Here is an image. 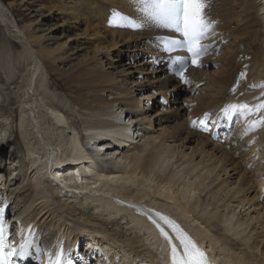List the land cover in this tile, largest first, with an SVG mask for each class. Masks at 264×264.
<instances>
[{"label": "bare ground", "instance_id": "1", "mask_svg": "<svg viewBox=\"0 0 264 264\" xmlns=\"http://www.w3.org/2000/svg\"><path fill=\"white\" fill-rule=\"evenodd\" d=\"M6 1L11 14L19 5L20 11L35 12L29 0ZM208 3L212 53L201 57L199 67L189 61L187 83L174 74L171 56L160 51L159 38L177 33L151 24L134 30L110 23L115 11L140 16L129 0H53L41 9L52 18L55 12L62 16L66 36L57 37L39 15L42 20L18 27L24 45L0 38V71H6L0 76L6 86L0 88V151L9 133L20 154L13 149L9 156L8 180L0 156L7 199L22 196L17 215L9 216L12 228L20 220L43 242L60 241L73 264H170L166 243L143 214L130 210L140 205L149 218L157 210L179 221L213 263L264 264V121L254 127V140L246 141L256 121L246 124L247 114L235 117V130L218 129L216 138L190 127V120L233 99L229 95L240 96L241 103L264 101V0ZM78 23L86 25L82 35L74 32ZM120 44L131 56L146 49V60L135 67L120 58ZM9 45L19 48L18 55L10 56ZM148 64L152 80L140 76L129 83ZM209 67L216 70L208 78ZM166 71V77H157ZM245 71L239 80L245 88L232 90ZM49 88L62 92L58 105L51 103L53 111L45 112L54 121L50 131L61 135L66 125L61 117L77 115L71 136L53 145L35 97V89L50 96ZM177 89L188 97L172 106L167 99ZM123 115L130 124L121 122ZM108 156L111 166L101 163ZM32 261L28 255L14 264Z\"/></svg>", "mask_w": 264, "mask_h": 264}, {"label": "snow or ice", "instance_id": "2", "mask_svg": "<svg viewBox=\"0 0 264 264\" xmlns=\"http://www.w3.org/2000/svg\"><path fill=\"white\" fill-rule=\"evenodd\" d=\"M129 2L140 13V16L134 19L115 11L110 23L134 30L151 24L157 28L177 33L178 36L175 37L159 38L160 51L171 56L174 74L187 83L185 72L189 61L199 67L201 57L207 54L210 48V44L204 42L210 38L214 23L206 13V9L210 6L208 0H129ZM176 52H186L187 55H172ZM243 75L242 73L241 76ZM261 110H264V101L251 107L243 103L229 104L222 109V112L226 117L231 118L235 113L243 114ZM207 118L208 113H205L200 123L204 124ZM260 122L254 121L251 127L258 126ZM192 123L195 125L196 122ZM155 215L159 219H152V223L168 247L170 264H209L205 252L176 222L161 213ZM160 221L167 225L170 231H166ZM13 242L9 226L3 215V208H0V264H14L16 258L23 259L29 255L32 240L22 236L21 242L15 248L12 247ZM64 256L63 249H60L53 258L48 260L47 264H68Z\"/></svg>", "mask_w": 264, "mask_h": 264}, {"label": "rangeland", "instance_id": "3", "mask_svg": "<svg viewBox=\"0 0 264 264\" xmlns=\"http://www.w3.org/2000/svg\"><path fill=\"white\" fill-rule=\"evenodd\" d=\"M11 1L14 2L15 5H17L19 3V1L17 2V0H11ZM28 2H30L31 4H33V10L35 11L34 13L28 14V13L22 11V10L20 11L19 9H22V8L19 5L18 7H16V12H14L15 14H11L8 11V9H7V5L9 4V2L6 1V0H0V12H1L0 13V19H1L0 20V38H2L3 36L6 37V39L8 40V42H10L12 45H15V44H17L19 46L24 45L22 43V40H21L22 39V36L18 33V31H19L18 30V27L23 26L24 24H26L29 21L37 22L39 20H42V19H40V16L39 15H42V17H45L44 20H45L46 27H49L53 31H56L55 34H56L57 37L62 38V36H63L62 33L65 34V36H66L67 33H65V30L64 29L67 28V26H62V23H63L62 16H60V14H56V12H55L54 17L52 18L51 16H47L48 15V12L46 10L41 9L42 6H49V4H51L53 2V0H29ZM37 11H40V12H37ZM16 15H19V16H16ZM19 19H24L23 20L24 22L22 24H20L18 22ZM59 23H61V24L59 25ZM83 24L84 23H78V24H76V26L78 28H77V30H74V32H76L75 34L82 35V33L84 32L85 27H86V25L84 24L85 25L84 26ZM83 39L84 38L82 37L80 39V41L83 40ZM69 44L72 47H75V45H76L74 42H69ZM12 45L11 46L9 45L10 48L7 47V49L9 51H11L10 56L18 55L19 48L18 49H16L15 47L12 48ZM116 52H118L120 58H122V59H125L126 58V60L129 61L135 67H136V65L141 64L143 62V59L146 60V57L148 56L146 49L143 50V51H140V52L136 53V55H134V56H131L132 55L131 52L127 53L125 51V44H120V46H118L116 48ZM128 56H130V57H128ZM4 63L6 64V61H4ZM143 67L145 69H143ZM143 67H140V68H141V70H145V71H142L143 73H141V74H137L136 73V75H134V79H132L131 81H129V83H131L133 81L135 82L136 81L135 80L136 79L135 77H138L139 78L140 76L142 78H147V80H149V81L152 80L153 77L150 76V74H148L150 72V69H152L151 64H148V65L143 66ZM20 70H22V68L18 69L19 72L18 71H16V72H18L21 75L22 73H20ZM215 70H216V68H214V67H209V68L206 69V72L208 73V78L211 76L212 72L215 71ZM3 72L4 71H0V76L4 79V77H5L4 75L6 74V71L4 73ZM39 72H40V76L41 77L43 76L42 77L43 80H44L43 82L45 84L47 83L48 86L51 85V83L48 80L47 75H45V71L43 70V71H39ZM42 72H44V73L42 74ZM24 74L25 73H23V75ZM166 75H167V71L164 72V73H161V74H157V77H159L161 79V78L166 77ZM18 82H20V80ZM0 88L6 89V86H4L3 83L0 82ZM3 93H4V91H3ZM5 93H8V91L6 90ZM173 93H174V96L173 97L172 96H169L168 99H167L168 103H171L172 106H176L175 100L182 101V100H184L185 98L188 97V95L185 94L183 92V90L177 89ZM49 94H50V96H52V98L49 95H47V94L46 95L45 94H41V90L40 89H38V92L35 89V97H36L37 102H38L37 105L39 107L38 110H39V114H40V117H41L40 120H41L42 125L44 127L43 128L44 129V132L48 136V138L50 137V135H52L50 137V140L52 139V141H49V142L51 143V145H53V144H55V140H56V142H57V140H61L62 141V138H65L66 136H68V137L71 136L72 133L70 132L69 128H70V126L72 124H74V125L76 124L77 125V119L75 118V117H77V115L73 114L74 116H64V119H63V117H61L62 120L64 121V123L66 124L65 125V129H64V132L66 133V135H65V133L63 131H62V134L61 135L56 134L53 131H50V130H52V126L51 125H52V122H54V121L51 120V118L49 117V115L47 117V113L48 112L51 113L53 111L52 108H51V103H57V105H58L59 100H61V98H62V92L60 90H56L54 88H49ZM161 97L162 96H160V98ZM63 104H64V102H63ZM10 108H12V107H10ZM154 110H155V112H157L158 111V108L156 107ZM45 112H47V113H45ZM66 112L68 114L73 113V112H70L68 109H67ZM35 113H36V111H35ZM55 114H57V113L55 112ZM121 119H122L121 122L124 123V124H127L129 122L128 121L129 119L128 118L125 119L124 115L122 116ZM50 122H51V125L49 124ZM130 122H129V124H130ZM11 125L13 126V129H14V124L12 123ZM11 125H10V129H11ZM46 130H48V132ZM78 132L80 133L81 130L78 129V130L75 131L76 134ZM5 136L6 137H5L4 141H6L7 143L5 144L4 151L3 152L0 151V156H2L1 163H2L3 168L5 169L4 170V174L6 176V179L8 180L10 178V176H9V178L7 177V175L9 174V172L7 173L6 171L7 170H10L12 167L11 168L8 167V162H7V166H6L5 159H7V158L9 159V156L14 151L13 149L16 150L15 151L16 155H19L20 156V154H18L19 152L17 151L16 146L12 143L14 137L11 136V134H9V133L5 134ZM60 136H62V138H60ZM78 136H77V138H78ZM58 143H59V141H58ZM110 159H113V158L111 156L110 157L108 156L107 158L104 157L103 160L101 161V163L104 164V162H105V165H110L111 166L112 165L111 163H113V162H110V161H113V160H110ZM15 161L17 162V158H16ZM106 162H107V164H106ZM13 177H15V174H13L12 178ZM63 190H65V188ZM76 191H78V190H76ZM68 192L70 193V190ZM77 194L80 196L79 193H77ZM21 199H22V196H19V194H18L16 196L13 195V197H12V199L10 201V202H13L14 201L13 208L15 207L14 208L15 211H14L13 214H15V215H17L16 210H17L18 205L20 204ZM13 244H14V248H15V246H17L16 245L17 244V241H14Z\"/></svg>", "mask_w": 264, "mask_h": 264}]
</instances>
